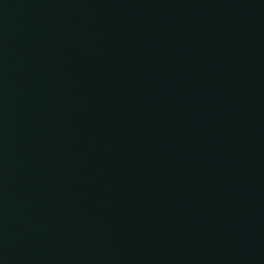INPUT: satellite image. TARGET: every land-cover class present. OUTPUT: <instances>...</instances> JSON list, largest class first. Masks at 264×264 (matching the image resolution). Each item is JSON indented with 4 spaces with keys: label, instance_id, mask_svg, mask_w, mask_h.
<instances>
[{
    "label": "water",
    "instance_id": "95a60500",
    "mask_svg": "<svg viewBox=\"0 0 264 264\" xmlns=\"http://www.w3.org/2000/svg\"><path fill=\"white\" fill-rule=\"evenodd\" d=\"M0 264H264V0H0Z\"/></svg>",
    "mask_w": 264,
    "mask_h": 264
}]
</instances>
